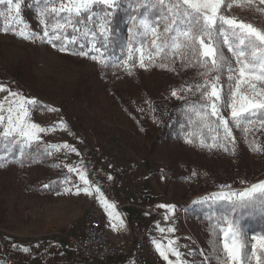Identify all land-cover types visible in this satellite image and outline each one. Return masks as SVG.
I'll return each mask as SVG.
<instances>
[{
    "label": "snow or ice",
    "instance_id": "snow-or-ice-1",
    "mask_svg": "<svg viewBox=\"0 0 264 264\" xmlns=\"http://www.w3.org/2000/svg\"><path fill=\"white\" fill-rule=\"evenodd\" d=\"M26 3L27 0H0V19L3 20L0 32H11L24 41L48 44L61 53L90 59L102 70L115 67L131 75L134 64L130 61L134 53L136 63L142 68L151 64L173 70L169 65L179 61L182 69H195L198 80L194 78V83L171 92L178 99L185 98L182 93L196 96L183 106L182 116L191 126L185 143L198 141L200 147L221 148L225 152L231 147L234 153L236 139L230 123L243 132L246 142L252 128H264V28L227 14V9L233 6L264 13V8L257 7V0H59L58 4L57 0H36L42 31L29 30L22 19V5ZM258 3L264 5V0ZM122 6L131 24L126 38V57L124 41L113 19ZM148 37H151L150 42ZM113 45L120 47V56L110 55ZM157 59L161 60L159 65L155 63ZM225 75L227 86L223 80ZM0 92H7L0 99V146L4 149L0 168L11 162L22 164L25 158L31 163L38 157L52 156L63 150L79 155L77 149L67 143H45L41 148V134L63 130L64 123L42 127L30 118L33 109L40 106L36 98L26 97L2 84ZM225 109L230 110L231 121L223 114ZM248 143L250 150H262L255 140ZM33 144L37 145L35 150H32ZM67 168L69 173L76 174L83 187L72 184L63 189L64 193L95 194L105 212L118 222L112 224L113 230L122 229L124 221L114 212V204L105 198L82 164ZM64 183H69L67 178ZM240 183L247 182L241 180ZM44 187L55 190L54 185ZM219 187L222 191L192 202L194 206H206L210 235L220 237L211 241V253L197 252L195 248L182 253L174 239H168L166 246L153 241L156 252L167 264H212L213 259L216 264H264V230L249 232L242 223L245 217L264 219V180L242 189H233L232 185ZM157 207L166 209V221L176 208L166 204ZM175 230L174 227L159 228L161 233ZM248 236L253 241L250 248ZM169 254L175 257L174 261L169 259ZM185 256L191 259H183Z\"/></svg>",
    "mask_w": 264,
    "mask_h": 264
},
{
    "label": "rangeland",
    "instance_id": "rangeland-1",
    "mask_svg": "<svg viewBox=\"0 0 264 264\" xmlns=\"http://www.w3.org/2000/svg\"><path fill=\"white\" fill-rule=\"evenodd\" d=\"M32 1L33 5L28 2L22 5V9L26 5L32 7L33 25L25 18L23 10L22 19L29 30L42 31L38 23L36 0ZM257 7L264 8V5H259L257 0ZM227 14L264 28V13L233 6L227 9ZM0 27H3L2 19ZM134 56L135 65L140 67L136 63L137 54L134 53ZM130 64L133 62L130 61ZM95 65L97 63L90 59L61 53L48 44L28 42L11 32H0V84L40 102L39 109H33L30 114L33 122L42 127H52L60 122L65 125L63 130L42 133L40 147L45 143H67L79 152V155L66 150L54 152L48 156L51 165L42 162L27 165L13 163L0 168V244L4 236L18 237L20 240L45 233L51 228L56 231L64 229L67 234L71 225L82 222L87 211L102 206L95 194L74 195L63 191L72 184L83 187L76 174L69 173L67 168L69 165L82 164L90 179L95 180L115 209L125 205L123 211L126 215L147 225L154 241L166 246L168 239H174L182 253L188 252L194 238L183 221V214L193 206L192 202L222 191L220 185L242 189L264 180V174L257 171L251 180L222 177L214 187H205L204 191L197 192L187 202V207H176L175 213L169 215L166 221V209L158 208L157 205H175L171 194L164 193L158 187L153 169L145 158L143 141L136 139L139 146L126 143L130 122L129 105L133 104L141 111L148 101L141 90H134L135 84L125 74L103 83L95 74ZM130 89L133 90L131 97L128 95ZM6 95L7 92H0V99ZM123 99L128 100L127 104L121 102ZM163 100L164 94L155 89L153 102L162 103ZM48 108L56 111H47ZM223 114L231 120L230 110L225 109ZM256 131L259 132V138L264 139V128L256 126ZM256 163L261 165L259 160ZM65 178L69 183H64ZM241 180L247 183L241 184ZM26 184L47 192L29 191ZM46 184L54 185L55 190L45 188ZM157 225L165 230L168 227L176 230L174 233H161ZM247 239L250 248L253 241L251 236ZM144 252L147 264H167L156 252L153 241ZM169 259L174 261L175 257L169 254Z\"/></svg>",
    "mask_w": 264,
    "mask_h": 264
},
{
    "label": "trees",
    "instance_id": "trees-1",
    "mask_svg": "<svg viewBox=\"0 0 264 264\" xmlns=\"http://www.w3.org/2000/svg\"><path fill=\"white\" fill-rule=\"evenodd\" d=\"M33 2L32 0H27ZM33 5V3H32ZM23 15L33 25L32 7L24 6ZM115 27L118 30V35L124 41L123 55L127 56V40L128 28L131 27L128 20V13L122 6L121 10L117 11L114 15ZM72 30H68L71 35ZM150 42L151 37H148ZM71 47V46H70ZM78 47V45H76ZM225 53L227 49L225 48ZM110 55L120 56L121 49L117 45L110 48ZM134 66L131 69V75L127 74L124 70L115 67H107L103 70L100 65H95V74L102 82L108 79H115L122 74L127 75L129 81L135 84L134 90H141L145 96L147 105L138 111L133 104H130V122L128 136L126 143L130 146H139L136 141L142 140L145 150V158L148 160L156 182L160 190L164 193H170L171 199L176 207H187V202L192 199L197 192L204 191V188L214 187L217 180L221 178L238 179L244 177L246 180L257 174L255 172L262 171L264 174V139L259 138V132L256 127L252 128L248 135L247 141L255 140L256 144L260 146L261 151L255 152L250 150L249 143L245 141L244 134L241 130L233 128V135L236 139L235 152L233 153L231 147L228 152L221 148H213L209 150L205 147H200L198 141L194 144L185 143V135L191 130L186 119L183 118V106L186 102L195 100L196 96L192 94L182 93L184 99H178L171 95L172 90H180L186 84L194 83L196 77V70L192 68L182 69L180 62L177 61L174 65L170 64L169 67L173 70H167L158 66L148 64L146 68H140L135 65V56L133 58ZM156 65L161 63L160 59L155 61ZM159 79H153L159 76ZM110 78V79H109ZM149 78V79H148ZM153 80V81H152ZM225 86H227V77H223ZM155 89L160 90L164 94L162 103L157 101L153 102V95ZM130 97L133 95V90H129ZM124 105L128 100L121 101ZM231 121V120H229ZM184 125L182 128L181 125ZM207 135V130H205ZM140 143V142H139ZM37 145L33 144L32 150H35ZM4 154V149L0 146V155ZM12 160V156L8 157ZM260 161V166L256 163ZM43 163L51 165V160L48 156L38 157L31 163L25 158L23 163L11 162V164H37ZM29 191L46 193L47 190L39 189L35 185L26 184ZM206 206L193 205L187 208L183 214V221L188 225L189 230L194 238L190 247L195 248L197 252L201 249L206 253H211L210 243L214 237L210 235V225L206 217ZM242 223L249 232L259 233L264 230V219L259 216L245 217ZM187 253V252H185ZM187 257V256H186ZM188 259H191L189 257ZM212 264H216L213 259Z\"/></svg>",
    "mask_w": 264,
    "mask_h": 264
},
{
    "label": "built area",
    "instance_id": "built-area-1",
    "mask_svg": "<svg viewBox=\"0 0 264 264\" xmlns=\"http://www.w3.org/2000/svg\"><path fill=\"white\" fill-rule=\"evenodd\" d=\"M124 208L125 205L113 210L124 221L125 236L115 237L112 224L118 222L103 207L87 211L79 225L70 226L66 241L75 264H110L119 259H128L131 264H147L144 251L154 240L151 230L139 220L129 218Z\"/></svg>",
    "mask_w": 264,
    "mask_h": 264
},
{
    "label": "crops",
    "instance_id": "crops-1",
    "mask_svg": "<svg viewBox=\"0 0 264 264\" xmlns=\"http://www.w3.org/2000/svg\"><path fill=\"white\" fill-rule=\"evenodd\" d=\"M125 234V230L122 229L115 231V237H122ZM24 249L28 251L25 252ZM130 262L128 259H119L109 263L128 264ZM0 264H75V262L72 260L67 245L66 231L64 229L56 231L51 228L45 233L36 234L32 237L28 236L20 240L18 237L4 236L3 243L0 244Z\"/></svg>",
    "mask_w": 264,
    "mask_h": 264
},
{
    "label": "bare ground",
    "instance_id": "bare-ground-1",
    "mask_svg": "<svg viewBox=\"0 0 264 264\" xmlns=\"http://www.w3.org/2000/svg\"><path fill=\"white\" fill-rule=\"evenodd\" d=\"M154 240H155V239H154ZM154 240H153V241H154Z\"/></svg>",
    "mask_w": 264,
    "mask_h": 264
}]
</instances>
